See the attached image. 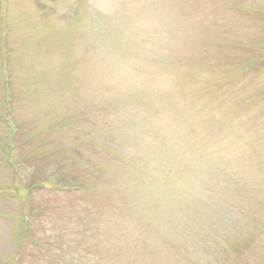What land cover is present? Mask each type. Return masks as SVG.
<instances>
[{"label":"rangeland","instance_id":"obj_1","mask_svg":"<svg viewBox=\"0 0 264 264\" xmlns=\"http://www.w3.org/2000/svg\"><path fill=\"white\" fill-rule=\"evenodd\" d=\"M0 264H264V0H0Z\"/></svg>","mask_w":264,"mask_h":264}]
</instances>
